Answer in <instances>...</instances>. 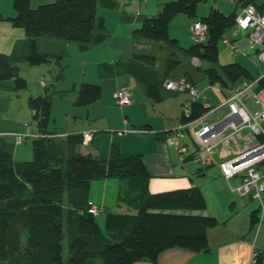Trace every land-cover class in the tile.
Wrapping results in <instances>:
<instances>
[{
  "label": "trees",
  "instance_id": "obj_1",
  "mask_svg": "<svg viewBox=\"0 0 264 264\" xmlns=\"http://www.w3.org/2000/svg\"><path fill=\"white\" fill-rule=\"evenodd\" d=\"M202 1L173 0L162 4L157 15L146 17L141 27L133 31L134 39L158 41L174 50L182 49L178 40L169 36V25L179 14L196 17ZM229 1L236 4L229 15L212 8L202 17L201 22L208 26V38L184 50L190 57L201 63H217L218 41L235 26L237 9L255 2ZM98 4L115 7L114 0H55L33 9L30 0H13L17 14L9 20L14 27L24 29L30 40L23 56L0 54V88L11 83L16 93L28 89V80L20 74L22 62L39 66L55 60L60 69L56 78L62 77L63 56L40 51L36 42L39 37L74 42L81 50L105 41L107 31L104 19L97 16ZM155 59L150 52L136 51L131 63L119 65L122 66L119 70L102 67L100 75L129 73L143 86L151 102L159 103L175 92L160 83L154 73ZM173 65L170 61L168 72ZM199 69L211 83L225 91L235 88L242 77H249L238 62L221 66L220 70L203 66ZM262 86L261 81L258 88ZM165 90L169 95L164 96ZM67 93L45 88L44 95L29 99L38 135L33 138L38 152L36 159L16 161L15 143L0 137V264H64L65 231L67 264H89L91 260H102L103 264H135L156 262L162 252L174 248L194 253L208 251L207 232L219 221L214 216L193 213L206 209V199L198 187L152 194L147 188L150 175L141 155L124 156L115 146L109 159L84 154L80 150L84 143L82 133L66 135L65 155H61V146L55 142L58 133L50 131L49 126L54 96L63 98ZM101 97L100 84L83 83L75 103L78 107H87ZM205 113L207 109L197 102L187 122ZM107 177L128 181L130 187L120 192L116 207L107 213L104 233L95 215L89 213L91 205L76 194L92 181ZM257 222L253 214L251 225Z\"/></svg>",
  "mask_w": 264,
  "mask_h": 264
},
{
  "label": "crops",
  "instance_id": "obj_2",
  "mask_svg": "<svg viewBox=\"0 0 264 264\" xmlns=\"http://www.w3.org/2000/svg\"><path fill=\"white\" fill-rule=\"evenodd\" d=\"M54 1L30 0V5L35 9L39 5ZM170 1L173 0H114L115 7L113 8L98 4L97 16L104 19L107 38L102 43L85 50H81L79 45L76 46L73 42L44 37L36 39L40 51L63 56L62 65L64 58L73 56L80 58L82 65L79 69L82 73L81 77L74 79V91H71L73 87L69 90L63 85L59 89L58 85L54 88L56 92H69L63 98L57 94L54 96L49 130L58 133L55 142L61 146V155H65L66 135L87 132L92 133L93 136L89 142L81 145L80 150L84 154L91 153L98 159H109L112 155V148L115 146L124 156L141 155L150 175L147 188L152 194L193 187H198L202 191L206 199V209L193 213L214 216L219 221L216 227L210 228L207 232L209 250L194 253L182 248H174L162 252L156 262L141 261L135 264H252L254 250H264V227L261 225L262 219L260 218L261 210L264 214V206L261 208L253 206L252 202L255 200L250 196H240L235 192V188L244 182L246 173L226 179L220 164L257 146L261 139L254 136L248 128H243L236 134L227 131L222 142L210 155L211 163L204 165L198 159L200 149L191 138L190 128L201 122L220 120L228 112L225 107L191 125L185 137L180 139V144L187 150L186 154L182 155L175 145L168 143L166 134L173 133L179 128L182 120V106L189 99L188 94L175 92V95L167 96L169 92L165 90L164 96L167 97L154 104L145 96L143 86L133 75L129 73L122 75L116 73L108 77L100 75L102 67H107V69L113 67L119 70L118 68L122 67L119 65L132 62L136 51H147L156 58L154 73L162 86L167 80L185 78L200 91L202 104L219 107L225 103L229 97L227 90L225 91L220 85L213 84L206 78L199 69L202 63L196 64L194 58L184 51L187 48L180 46L182 49L174 50L162 42L134 39L133 31L141 27L144 19L157 15L161 5ZM16 14L13 0H0V15L3 17L0 20V54L15 53L23 56L27 53L30 39L24 29L14 27L9 20ZM180 15L171 21L168 29L169 36L176 38L179 45L180 35L172 32L175 19L190 26H194L195 22H200L196 20L191 23ZM237 36H231L232 43ZM248 48L243 49L245 52H241L242 49L238 50L243 58L248 57L252 62H256L258 72H254L245 63H239L248 71L249 77L239 79L235 87L251 82L253 78L255 80L260 76L261 68L258 58L251 55H256L255 50L251 45ZM170 61H173L174 65L168 72ZM55 64L59 67L56 61ZM43 65H39L38 69L44 70ZM69 66L70 64L67 65ZM19 69L20 74L29 80L33 68L22 62L19 63ZM83 83L100 84L102 97L87 107L78 108L75 101ZM43 87L46 88V84ZM122 88L130 91L132 103L120 107L127 115H125L123 124L121 123V129H117L109 125L112 122L108 117L113 112L119 111L114 105V97L116 92ZM139 88L145 94H141ZM38 92L41 94L40 91ZM32 96L34 95L27 90L14 92L11 89V83L0 88V137L5 138L9 143H15L14 159L16 161L31 160L33 156L38 155L33 146V138L38 136L37 130L31 127L32 130L29 132L28 129L29 121L33 116L28 104ZM139 103H142V106L152 105L153 112L158 115L157 118L141 123L135 121L134 114L129 118V113H135L140 106ZM245 105L252 111L259 107L252 98L246 99ZM126 108L129 113H126ZM103 118L108 120L109 124L107 122L105 125L99 124ZM135 123L142 127L136 128ZM18 134L28 136L18 144L16 143ZM129 185L128 181L107 177L92 181L82 191L77 190L76 197L87 200L89 205H97L104 209L95 217L99 227L106 233L107 213L116 207L120 192L130 187ZM253 214L258 219L254 226L251 225ZM89 264H103V262L102 260H91Z\"/></svg>",
  "mask_w": 264,
  "mask_h": 264
},
{
  "label": "built area",
  "instance_id": "obj_3",
  "mask_svg": "<svg viewBox=\"0 0 264 264\" xmlns=\"http://www.w3.org/2000/svg\"><path fill=\"white\" fill-rule=\"evenodd\" d=\"M242 30L249 38L261 64L262 70L259 78L227 90L229 97L219 107L203 103L207 113L192 122H187V120L192 114L193 105L201 102L200 91L185 78L167 80L165 82L167 90L187 93L189 99L182 106V120L179 128L173 133L166 134V140L169 144L175 145L182 155L186 154L187 150L180 144V139L185 137L191 125L225 107L228 112L220 120L201 122L190 128L191 138L200 149L198 159L204 165L210 164V155L222 142L227 131L236 134L243 128H248L254 136L262 138L263 140H260L257 146L220 164L226 179H231L242 173L247 174L244 182L235 188V192L240 196H250L259 202L261 208L264 206V82L261 88H258V84L264 81V0H255V2L240 9L236 15L235 26L230 30L231 36L236 37ZM192 38L197 43L205 42L208 38V26L201 21L195 23L192 27ZM225 43L233 45L230 39H226ZM194 62L197 64L199 60L194 58ZM248 98H252L258 103L257 110L252 111L245 105V100ZM114 100L116 105L124 107L132 103V96L128 89L122 88L116 92ZM28 129L30 132V126ZM26 136L28 135L18 134L16 143H22ZM92 136V133H84V142H89ZM103 211L104 209L97 205H91L89 208V213L93 215ZM252 264H264V250H254Z\"/></svg>",
  "mask_w": 264,
  "mask_h": 264
},
{
  "label": "rangeland",
  "instance_id": "obj_4",
  "mask_svg": "<svg viewBox=\"0 0 264 264\" xmlns=\"http://www.w3.org/2000/svg\"><path fill=\"white\" fill-rule=\"evenodd\" d=\"M212 8L218 9L219 11L225 13L226 15H229L230 13H232L236 9V4L232 1H229V0H204L198 6L196 17L190 18L184 14H181L180 16H183L188 21H191V23H192V21H196V20L201 21L202 17L207 16ZM237 12L239 13L240 9H238ZM176 20L177 19H175V22L173 23L172 32H173V34L175 33V34L180 35L179 36L180 37V46L183 48H188V47H190L191 44L197 43L192 38V27H193V25H191V26L185 25L182 23V21H179V20L176 21ZM195 23H197V22H195ZM227 38L231 39V31H228L226 34H224V36H222L218 41V50H219L218 62L215 64H212V63H209L207 61H203L202 66L207 67V68L208 67H214V68H217L220 70L221 66H224V65H227L230 63H235V62H238V63L242 62V63L247 64V66L250 69H252L254 72H258V70H256V66L258 67L256 62H252L251 60L248 59V57L246 59L243 58L242 54L240 53V51L245 52V50H243V49H246V48L249 49L248 46H250V45L252 46L249 38L246 37L245 31L242 30L239 33L237 38H235V41H234L232 46L227 45L225 43V40ZM74 44L77 46V43H74ZM238 49L239 50L242 49V50L239 51ZM251 55L257 56L254 54H251ZM79 59L80 58H76V56H73L71 58H67V57L64 58V61H63L64 68L62 71V77H60V79L56 78V75L59 74L60 69L55 64V61H52L53 62L52 64L45 63L42 67V68H44V70L38 69V66H30L33 69L30 72V76H29L30 79L28 80L29 83H28L27 92H31L34 95L32 97L44 95L45 88L43 86L45 84H46V88H51L53 91L55 90L54 88H56L57 85H58V89L60 88V86L63 85L65 87L69 88V90H70L74 85V79H78L81 77L80 75H82V73L79 70L82 67L81 62H80L81 60H79ZM199 62H197L198 65H200ZM68 64H70L69 67H67ZM260 68H261V64H260ZM261 70L262 69H260V71ZM66 72H68L67 76L65 75ZM67 88H65V89H67ZM139 90H140L141 94H145L142 92V90L140 88H139ZM38 91H40L41 94H38L39 93ZM182 94L187 95V93H182ZM55 98L57 99V96ZM138 102H140V101H138ZM139 104H140V106L136 109L135 113L132 112L130 114L128 112V109L127 108L125 109L126 113L127 112L129 113V118H130V115L133 116V114H134V118H135V121L137 123H141V122H144L147 120L153 121V119L157 118L158 115L153 112L152 105H150V106H144L143 105L142 106V103H139ZM114 105L118 108L119 111L113 112L112 115L108 117V119H110L111 120L110 122H112V123L109 124V121L106 120L105 118H103L100 120L99 124L105 125L107 122L110 126L112 125L111 126L112 128L121 129V123L123 124L125 115H127V114H124L122 112L123 108H120V106L116 105L115 100H114ZM61 121H62V118H61ZM29 123H30L29 125L32 128L35 127V122L33 120V117H31ZM134 126L136 128L142 127L136 123L134 124ZM34 159H36V156H33L31 158V160H34ZM65 164H66V162H64V166H65ZM252 203H253V206H256L258 208L260 207V204L258 201L255 200ZM66 211H65V213H67ZM262 214H263V212L261 210L260 211V218L262 219L261 225L264 227V214H263V218H262ZM62 243H63V260H64V264H67L68 263V235H67V231H65Z\"/></svg>",
  "mask_w": 264,
  "mask_h": 264
},
{
  "label": "bare ground",
  "instance_id": "obj_5",
  "mask_svg": "<svg viewBox=\"0 0 264 264\" xmlns=\"http://www.w3.org/2000/svg\"><path fill=\"white\" fill-rule=\"evenodd\" d=\"M262 82H264V81H262Z\"/></svg>",
  "mask_w": 264,
  "mask_h": 264
}]
</instances>
